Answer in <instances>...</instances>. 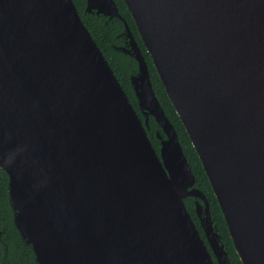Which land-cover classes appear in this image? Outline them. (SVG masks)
<instances>
[{"label": "water", "instance_id": "obj_1", "mask_svg": "<svg viewBox=\"0 0 264 264\" xmlns=\"http://www.w3.org/2000/svg\"><path fill=\"white\" fill-rule=\"evenodd\" d=\"M124 2L236 253L264 264V0ZM93 11L123 21L143 121L73 0H0V168L21 238L37 264H232L127 22L114 0Z\"/></svg>", "mask_w": 264, "mask_h": 264}, {"label": "trees", "instance_id": "obj_2", "mask_svg": "<svg viewBox=\"0 0 264 264\" xmlns=\"http://www.w3.org/2000/svg\"><path fill=\"white\" fill-rule=\"evenodd\" d=\"M73 2L82 21L88 28L97 45L100 47L105 58L108 60L119 83L125 90L130 102L135 107L139 117L143 121L144 117L139 111L136 97L130 83V75L136 73L137 62L131 55L118 48V46L124 44L125 29L123 21L117 17L109 18L102 14H96L95 11L91 13L85 12L86 0H73ZM114 2L117 5L119 13L127 22L133 37L145 58L155 94L163 107L165 115L173 124L177 132L183 152L195 174L196 186L201 189L207 197L213 218L217 223L219 232L223 236V241L228 250L230 261L232 264H242L233 246L222 211L202 166L201 159L193 147L179 115L176 113L173 104L166 94L152 58L140 37L135 21L131 16L130 11L127 9L124 0H114ZM146 130L152 146L158 152L160 139L157 136V133H160L163 136L164 134L156 123L154 117L151 115L148 117V127ZM7 182L8 176L5 171L0 168V237L2 242L4 241L6 244L3 245V243H0V264H37L31 245L27 244L25 240L21 238L13 223V210L10 204ZM184 203L200 233H202L194 212V199L192 197H186Z\"/></svg>", "mask_w": 264, "mask_h": 264}, {"label": "flooded vegetation", "instance_id": "obj_3", "mask_svg": "<svg viewBox=\"0 0 264 264\" xmlns=\"http://www.w3.org/2000/svg\"><path fill=\"white\" fill-rule=\"evenodd\" d=\"M124 33H125V32H124ZM121 47H127L125 37H124V44H123L122 46H118L119 49H121ZM123 52H124V51H123ZM127 54H128V53H127ZM134 74H135V73H134ZM157 136L159 137V136H163V135H161L160 133H157ZM155 150H156V149H155ZM157 153H159V151H158ZM189 197H192V196H189ZM192 198L194 199V212H195V215H196V217H197L198 223H199V225H200V227H201V232H202V233H200L198 227H197V226H196V227H197L198 232L200 233L201 237H203V239L205 240L206 244L209 245L208 242L206 241V235H205V233H204V231H203L202 225H201V223H200V219H199V217H198V215H197V213H196V198H195V197H192ZM207 201H208V200H207ZM208 204H209V202H208ZM209 209H210V207H209ZM210 213H211V209H210ZM190 216H191V215H190ZM191 218H192V217H191ZM211 218H212L213 223L215 224L216 228L218 229L217 223H216L215 219L213 218L212 213H211ZM193 221H194V220H193ZM194 223H195V221H194ZM195 225H196V223H195ZM218 231H219V229H218ZM219 233H220V232H219ZM220 234H221V233H220ZM221 236H222V234H221ZM221 238H222V242H223V244L225 245V243H224V241H223V236H222ZM0 243H3V245H6V244L4 243V241L2 242L1 237H0ZM208 248H209V247H208ZM209 251H210V248H209Z\"/></svg>", "mask_w": 264, "mask_h": 264}]
</instances>
